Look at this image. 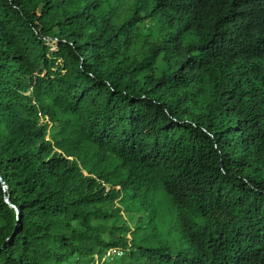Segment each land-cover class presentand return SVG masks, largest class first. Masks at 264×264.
<instances>
[{"label":"trees","instance_id":"trees-1","mask_svg":"<svg viewBox=\"0 0 264 264\" xmlns=\"http://www.w3.org/2000/svg\"><path fill=\"white\" fill-rule=\"evenodd\" d=\"M79 263L264 264V0H0V264Z\"/></svg>","mask_w":264,"mask_h":264},{"label":"built area","instance_id":"built-area-1","mask_svg":"<svg viewBox=\"0 0 264 264\" xmlns=\"http://www.w3.org/2000/svg\"><path fill=\"white\" fill-rule=\"evenodd\" d=\"M108 187H106L107 189ZM122 251L118 248V247H108L104 253L102 254V256L100 257V261H105V260H109L115 256H119L121 255ZM95 258V263L99 262L97 256L94 257ZM81 264V263H79Z\"/></svg>","mask_w":264,"mask_h":264},{"label":"rangeland","instance_id":"rangeland-1","mask_svg":"<svg viewBox=\"0 0 264 264\" xmlns=\"http://www.w3.org/2000/svg\"><path fill=\"white\" fill-rule=\"evenodd\" d=\"M114 206H118V203H114ZM121 214H122V221H124L125 224L128 226H131L132 223L136 221V216H134L133 218H128V216L123 211H121ZM164 221L167 220L165 219Z\"/></svg>","mask_w":264,"mask_h":264},{"label":"water","instance_id":"water-1","mask_svg":"<svg viewBox=\"0 0 264 264\" xmlns=\"http://www.w3.org/2000/svg\"><path fill=\"white\" fill-rule=\"evenodd\" d=\"M3 187L5 188V184L3 183Z\"/></svg>","mask_w":264,"mask_h":264}]
</instances>
